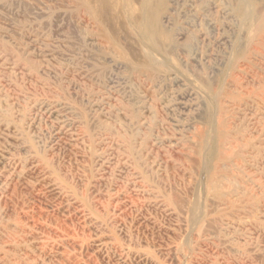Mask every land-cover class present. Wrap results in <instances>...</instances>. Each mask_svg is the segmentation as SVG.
Wrapping results in <instances>:
<instances>
[{"label": "rangeland", "instance_id": "obj_1", "mask_svg": "<svg viewBox=\"0 0 264 264\" xmlns=\"http://www.w3.org/2000/svg\"><path fill=\"white\" fill-rule=\"evenodd\" d=\"M89 1L0 0V264H264V0H148L160 69L146 0Z\"/></svg>", "mask_w": 264, "mask_h": 264}, {"label": "bare ground", "instance_id": "obj_2", "mask_svg": "<svg viewBox=\"0 0 264 264\" xmlns=\"http://www.w3.org/2000/svg\"><path fill=\"white\" fill-rule=\"evenodd\" d=\"M99 2H101V0H98ZM98 1L94 2L93 1H89L90 3V6H93L94 4V7L90 8L92 10V12L96 13V18L98 20H100L102 17V13H103V10H106V3L105 1L103 0V3H99L100 5H98L97 9H96V3H98ZM243 1V3H246L247 4V1L246 0H241ZM249 1H252V0H249ZM139 2V1H138ZM118 3V2H117ZM249 3V2H248ZM249 5V4H248ZM247 5V6H248ZM250 6V5H249ZM251 8V7H249ZM96 9V10H95ZM98 10V11H97ZM246 10V9H245ZM141 14V16H140ZM264 14V13H263ZM251 15H253V13H250L247 11V13L245 14V21L249 20V18H251ZM103 19V18H102ZM257 19L258 20V27L256 29V37H259V38H263L264 37V19L263 18H258L257 16ZM111 20V19H110ZM245 21L243 23H245ZM137 22H138V25L139 27L141 28V34H139L141 36V39L142 41L145 42V44H147V47H146V52L147 53V56L148 59H149V62H148V68H155V67H158L159 69L160 68H165L166 67V64L165 62H157L154 60V57H153V53H156L158 54L159 56H161V58L163 57V53L161 54V52H163V48H162V41L161 39H164L163 42H166L169 38L167 37V35L165 34V32L162 30L161 26L159 25L160 23V19H159V16H158V13L157 11L154 9V7L152 6L151 3H149L148 0H146V2L144 3V6H143V9L142 11H140L139 13V16L137 17ZM242 27V26H241ZM244 27V26H243ZM242 27V28H243ZM112 28V27H111ZM249 28V27H248ZM242 30V29H241ZM114 31V30H113ZM241 33V32H240ZM132 54V53H131ZM158 56V57H159ZM232 56V55H231ZM246 56V55H245ZM244 56V57H245ZM164 59V58H162ZM232 59V58H231ZM244 59V58H243ZM135 61H138V60H135ZM164 61H168L170 62V60H164ZM243 61V60H242ZM143 62V61H142ZM241 63V62H240ZM171 64V62H170ZM169 64V65H170ZM172 65V64H171ZM173 69H175L174 67H171ZM253 68V67H252ZM243 70V69H242ZM175 71H178V70H175ZM244 71V70H243ZM181 74V73H180ZM162 76V75H161ZM165 76V75H164ZM180 76V75H179ZM184 77V76H183ZM229 77V76H228ZM252 77V76H251ZM184 79V78H183ZM188 79V78H187ZM227 81V80H226ZM189 82V80H188ZM257 83V82H256ZM194 84V83H193ZM258 84V83H257ZM261 84V83H260ZM217 85V84H216ZM225 86V85H224ZM223 89V88H222ZM221 89V91H223ZM198 90V89H197ZM204 92V91H203ZM219 95V94H218ZM220 97V96H219ZM218 98V96H217ZM216 98V99H217ZM209 99V98H208ZM220 99V98H219ZM213 101V100H211ZM210 101V103H212ZM216 102H219V100H216ZM214 103H215V100H214ZM216 105L218 103H215ZM214 105V104H213ZM215 105V107L213 108H217V106ZM217 112V111H215ZM218 113V112H217ZM216 113V114H217ZM214 115V114H213ZM212 116V115H210ZM215 117V116H214ZM218 118V117H217ZM216 118V119H217ZM211 120V119H210ZM214 120V119H213ZM217 122V121H215ZM214 122V123H215ZM211 125V124H210ZM216 123L214 124L213 126V129H212V132L213 133H216V136L218 137V140H219V144L216 148H213L212 151H211V143H212V140H211V137L210 138H205L202 143H201V148H202V151L205 152V153H210L211 155H213L217 160H221L223 159V156H227V159H229V154L228 153H224V148L226 145V143L229 141V139H231V136H229L227 134V131H226V128L223 126V124H219V126H215ZM212 128V127H211ZM251 144V143H250ZM206 156V155H205ZM205 163V162H204ZM207 166V164H205ZM204 165V167H205ZM207 167L203 168V169H206ZM219 177V167H216L214 166L213 170H212V176H211V180H212V186H211V189H213V191L215 192V194L213 195V200H212V204L211 206L214 207V208H217L218 205L222 202V201H228V199L231 198L230 194H227V193H221L219 192L218 190V178ZM204 187V186H203ZM199 196V195H198ZM192 197V196H191ZM196 197H197V194H196ZM195 197V199H196ZM201 198V197H200ZM169 199V198H168ZM206 199V198H205ZM179 200V199H178ZM231 201V200H230ZM137 202V201H136ZM201 202V200H200ZM206 202V201H205ZM164 203V202H163ZM171 203V202H170ZM202 203V202H201ZM201 203H196L194 206H193V217H192V221H193V225H198L196 227H199L200 230H202L204 228V222L203 220L205 218H208V212L206 211V208H204L205 206L202 205ZM179 205V204H178ZM210 213V212H209ZM219 223L218 221L214 220L212 222H210V226L209 228L210 229H216L218 227ZM194 228V226H193ZM193 230V229H192ZM195 230V229H194Z\"/></svg>", "mask_w": 264, "mask_h": 264}]
</instances>
